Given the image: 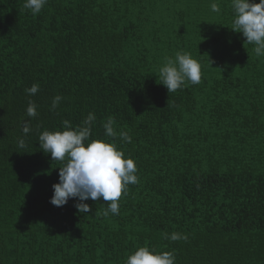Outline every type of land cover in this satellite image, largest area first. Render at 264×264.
Instances as JSON below:
<instances>
[{
    "label": "trees",
    "instance_id": "16d2710c",
    "mask_svg": "<svg viewBox=\"0 0 264 264\" xmlns=\"http://www.w3.org/2000/svg\"><path fill=\"white\" fill-rule=\"evenodd\" d=\"M23 4L0 0V264H125L145 245L175 264H264V56L232 30V0ZM180 50L201 82L169 93L158 69ZM89 113L90 139L115 142L139 178L107 218L103 199L85 214L49 202L63 162L39 144ZM108 117L131 143L104 135Z\"/></svg>",
    "mask_w": 264,
    "mask_h": 264
},
{
    "label": "clouds",
    "instance_id": "9594fccd",
    "mask_svg": "<svg viewBox=\"0 0 264 264\" xmlns=\"http://www.w3.org/2000/svg\"><path fill=\"white\" fill-rule=\"evenodd\" d=\"M46 3L47 0H24L23 8L37 15ZM232 8L235 13L232 30L241 33L246 38V43L255 45L253 51L257 57L264 56V0H259V3L232 0ZM210 9L212 12H220V6L216 2L211 3ZM158 74L161 84L169 93L177 91L186 82L199 84L202 75L199 62L191 53L183 50L177 51L174 57L165 56ZM25 91L30 96L35 95L39 91V85L33 84ZM62 99V96H55L51 108H57ZM36 108V104L29 101L27 115L35 117ZM95 121L93 113H89L83 124L76 127L64 120L63 131L44 130L39 135V144L54 161L63 162V166L59 168V182L52 186L53 196L49 202L56 207H63L69 199H77L75 207L79 213L85 214L91 210L85 201L103 199L107 202V207L101 215L107 218L109 214L119 215L122 194H127L128 185L138 184L139 178L134 160L124 158V153L117 148L115 142L90 139ZM114 123L112 117L102 123L104 135L110 138L119 136L122 141L131 143L128 133H118L113 127ZM28 131L25 127L24 132ZM20 146H24L23 140L20 141ZM164 238L172 241L186 239L175 232L170 235L165 233ZM175 259L173 252L157 253L145 245L128 255L125 264H175Z\"/></svg>",
    "mask_w": 264,
    "mask_h": 264
}]
</instances>
